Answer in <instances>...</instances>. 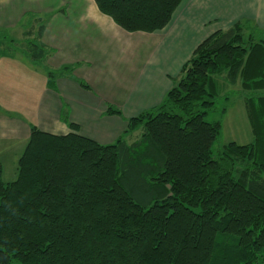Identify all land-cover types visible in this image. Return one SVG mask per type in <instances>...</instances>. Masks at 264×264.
Returning a JSON list of instances; mask_svg holds the SVG:
<instances>
[{"label": "trees", "instance_id": "trees-1", "mask_svg": "<svg viewBox=\"0 0 264 264\" xmlns=\"http://www.w3.org/2000/svg\"><path fill=\"white\" fill-rule=\"evenodd\" d=\"M95 2L124 30L152 33L182 0ZM37 20L29 51L43 61L50 49ZM244 31L238 21L203 40L164 100L112 143L32 125L17 178L5 182L0 163V264H264V36ZM220 74L251 93L254 140L215 151L222 125L206 117ZM55 76L48 69L50 84Z\"/></svg>", "mask_w": 264, "mask_h": 264}, {"label": "crops", "instance_id": "crops-1", "mask_svg": "<svg viewBox=\"0 0 264 264\" xmlns=\"http://www.w3.org/2000/svg\"><path fill=\"white\" fill-rule=\"evenodd\" d=\"M29 17L44 20L41 41L50 49L41 79L17 60L0 58V71H15L20 79L30 80L31 89L38 88L21 105L12 106L26 108L27 114L0 108V150L18 147L20 154L32 125L53 134L78 132L103 144L116 141L129 118L164 100L208 36L238 21L264 28V0H182L169 24L152 33L124 30L95 0H0V29L18 28ZM65 66L72 71L61 73ZM48 69L56 73L51 84ZM11 75H2L0 92L15 90L9 85ZM108 105L121 114H108ZM64 113L78 127H70Z\"/></svg>", "mask_w": 264, "mask_h": 264}, {"label": "rangeland", "instance_id": "rangeland-1", "mask_svg": "<svg viewBox=\"0 0 264 264\" xmlns=\"http://www.w3.org/2000/svg\"><path fill=\"white\" fill-rule=\"evenodd\" d=\"M243 23L245 25L244 35L246 38L253 35V40L257 41L261 36H264V28L258 26L256 23H248V21H243ZM39 25L38 20L29 17V19L25 18L21 26L18 28L9 30L0 29V58L3 57L8 59L4 60V62H13L12 60H17L16 62L20 66L25 65L27 70H31L33 73L32 75L37 79H41L39 74H43L46 68L44 69V64L41 60L36 61L32 58L29 51V42L31 40H37ZM32 29L35 31L34 35L32 34L33 32L31 33L30 31ZM10 58L12 59L10 60ZM21 69L23 70L22 67ZM14 72L9 73L3 68L0 71V79H2L3 76L5 78L6 75L10 76L11 74H14L10 77L9 85L16 87L15 90L13 88L11 90L0 92V108L8 112L15 111L25 115L27 114L26 108L22 107L20 109H14L12 106L21 105L25 97L36 94L38 88L34 87L31 89L32 84L30 80L27 77L20 79V77L17 76L18 73ZM22 72L23 71H21V73ZM216 79L219 89L216 104L206 117V120L219 121L222 125L221 133L214 144V150L216 151L221 146L232 141L242 145L253 142L254 135L248 117L245 100L250 92L241 88V80L236 84H232L227 82L225 74L217 75ZM140 135L141 129H138L127 135L126 139L130 142ZM0 152L2 154L0 160L4 162L2 164V179L5 182L13 181L17 178L18 159L21 156L22 153L20 154V152L22 151H20V149L18 150V147H15L12 150H0ZM16 154H20L17 155L19 157H17Z\"/></svg>", "mask_w": 264, "mask_h": 264}]
</instances>
